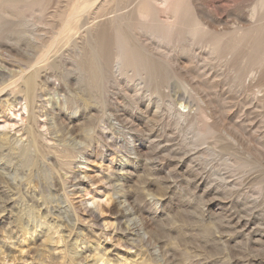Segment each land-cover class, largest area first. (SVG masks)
Returning <instances> with one entry per match:
<instances>
[{
    "label": "rangeland",
    "instance_id": "obj_1",
    "mask_svg": "<svg viewBox=\"0 0 264 264\" xmlns=\"http://www.w3.org/2000/svg\"><path fill=\"white\" fill-rule=\"evenodd\" d=\"M161 2L0 0V264H264V3ZM107 194L140 236L104 234Z\"/></svg>",
    "mask_w": 264,
    "mask_h": 264
},
{
    "label": "bare ground",
    "instance_id": "obj_2",
    "mask_svg": "<svg viewBox=\"0 0 264 264\" xmlns=\"http://www.w3.org/2000/svg\"><path fill=\"white\" fill-rule=\"evenodd\" d=\"M158 1L159 0H153V3L154 4H157ZM173 2H174V5L177 6V9H179V7L182 5L181 0H162L161 3H162V5H163L164 8H169L170 5H171V3H173ZM261 2L264 3V0H261ZM175 8H174V11H175ZM181 10L183 11L184 9H181ZM206 14H207L206 10H204V9L201 8V9H198L196 11V14L195 15H196V18H198L199 16L204 18ZM174 22L166 25V28L165 29H168V30L172 29V25L175 26ZM196 25L199 26V27L201 25V23H200V21L198 19H197V24ZM68 27H69V29H71V32L72 31L74 32L76 30L75 25L73 23H71V21H70V24H69ZM255 28H260L261 30H264V25L263 26H256ZM214 40H217V41H215V44H213L214 47H215V49L220 48L221 43H222V40L221 39H219V40L218 39H214ZM12 73H14L13 70L12 71L11 70L8 71L6 68H0V75H2L4 77L14 76ZM41 74H42L41 73V70L38 69V70L33 71V73L30 74L26 78V87H27L26 88L27 89L26 91H27V94H26V106H25V109L26 108L28 109L29 105L31 106V104L33 105V109L37 108L38 106H36L35 103L39 100V98H41L43 96V93L42 92L44 91V87L46 85H49L50 84V81L43 80ZM54 85H56V84L54 83ZM44 97H45V95H44ZM43 99H45V98H43ZM12 103H13V101H12ZM37 109H39V107ZM43 145H44V143H43ZM45 147H46V145H45ZM47 151H45V150H42L41 151L40 150V152H39V154L37 156V159L38 158H41L43 161H49V162L51 161V162H53L54 159L52 158L50 152H47ZM55 155H56L57 158L60 157L61 158V161L64 164L71 163L69 161L70 155L66 154L65 152L60 151V152H57ZM34 161H35V159H34ZM33 163L35 164V162H33ZM57 177L59 178L58 183H56L55 180H53V182H52L54 188H56V189L62 188V191H66L67 188H68L67 184H68L69 178L65 174H61V173H59L57 175ZM84 178L88 179V181L80 178L79 181H78V183L71 185V186H74L75 187L74 189L76 191L75 190L70 191L69 192L70 194L75 195V194H77V192H79V193H81L82 191L84 192V191H86L85 189H86V185L87 184L94 185V184H97L99 182V178L98 177L92 176V175H90L87 172L84 173ZM64 196L67 198L68 197V194H64ZM106 196H107V199L105 200V204H104V202L102 203V201H98L97 200V202H96V209L100 213H102V214H104V213H107V214H116L117 213L116 218H115L117 224L115 223V221H113L111 219H106L104 217V220H103V223H104L103 226L105 228L104 234L107 235L109 237V239H111L112 241H115V239H117V236H119V237H121L119 239L124 242V238L123 237L128 236L130 231L127 228H124L125 225L124 226L122 225V219L124 220L126 218L127 219L130 218V217L132 218L133 215H136V209L128 202V200H127V198L125 196H123L122 198L121 197H114L113 194H110V195L107 194ZM97 197H100V196H97ZM86 209H88V207ZM79 215H80V213H79ZM82 217H84V215ZM82 217H81V219H82ZM87 217L89 219L91 218L92 220H96V219L98 220L99 219L98 214H96V212L94 210H91V209L88 210V216ZM131 218L129 220L132 221V223H131L133 225V229L132 230L135 231V234L137 236L138 235L140 236L141 234L139 233V231H141L142 229L145 228V225H146L145 224V221H144L143 218L141 220L139 217L138 218L137 217H134L132 219ZM85 219H87L86 216H85ZM120 219H121V221H120ZM94 222H96V221H94ZM141 240L142 241H145L146 240V238H145L144 235L141 236ZM99 260L102 261V262H104L105 261L104 260V255H100Z\"/></svg>",
    "mask_w": 264,
    "mask_h": 264
}]
</instances>
